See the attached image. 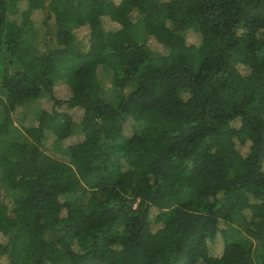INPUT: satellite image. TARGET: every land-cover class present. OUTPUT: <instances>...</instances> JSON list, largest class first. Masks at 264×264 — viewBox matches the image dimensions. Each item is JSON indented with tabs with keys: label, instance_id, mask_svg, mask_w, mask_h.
Returning <instances> with one entry per match:
<instances>
[{
	"label": "trees",
	"instance_id": "obj_1",
	"mask_svg": "<svg viewBox=\"0 0 264 264\" xmlns=\"http://www.w3.org/2000/svg\"><path fill=\"white\" fill-rule=\"evenodd\" d=\"M13 122L0 264H264V0H0V135Z\"/></svg>",
	"mask_w": 264,
	"mask_h": 264
},
{
	"label": "rangeland",
	"instance_id": "obj_2",
	"mask_svg": "<svg viewBox=\"0 0 264 264\" xmlns=\"http://www.w3.org/2000/svg\"><path fill=\"white\" fill-rule=\"evenodd\" d=\"M42 15L44 16L43 13L37 11L32 14V21L35 27V32H36V37L35 39L38 40V49H42L46 43L49 42V37L48 35L44 34V30H42V25H41V19ZM104 26H107L110 24V21L107 19H103L102 21ZM137 36L140 42L145 43L148 47H150L151 50H161L160 46L155 43L150 37L147 36L145 31L143 30L141 25L137 26ZM75 37L77 40L82 41L85 37V34L83 33L82 30L76 29L74 31ZM186 40L189 43H195L196 42V36L195 34L188 33L186 36ZM99 76V81L103 83L105 86L107 85V75L103 73L101 68H99L97 72ZM45 106V105H42ZM41 105L38 104L37 101L31 100L30 102L27 103V106L25 108V113L26 116L28 117L29 120H34L38 114V109L42 107ZM48 107V106H47ZM46 107V108H47ZM76 116V115H75ZM146 130V125L143 123H139L134 125V132L136 135H141L144 133ZM77 132V129L74 128V133ZM77 138V135L74 134L70 137V140L73 141ZM27 140V136L22 132V130L16 125L15 122L12 123L11 128L9 131L4 134L0 135V153L6 152L7 157H11V150L8 148V142L9 141H24ZM66 141H59V140H49L46 139V141L43 144L44 151L49 154L50 156L58 159H63L68 161V154L64 148ZM114 143L109 142L105 146L107 149L111 150L113 149ZM0 193L2 199H5L6 195L9 193V187L7 184L1 179L0 177ZM169 215V211L165 210L163 211V217H166ZM226 241H238L245 246H250L254 247L256 244V241L247 237V235L244 233L242 226L238 225L237 223H229L227 226V231H226ZM212 249L217 253V251L220 249L221 246V241L219 242H214L211 243ZM26 242L23 240L21 242V251L25 248Z\"/></svg>",
	"mask_w": 264,
	"mask_h": 264
}]
</instances>
